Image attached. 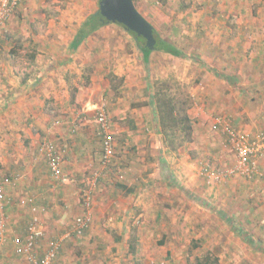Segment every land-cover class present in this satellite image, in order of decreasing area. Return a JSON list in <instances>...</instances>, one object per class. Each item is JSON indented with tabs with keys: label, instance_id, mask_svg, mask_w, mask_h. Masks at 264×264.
<instances>
[{
	"label": "rangeland",
	"instance_id": "1",
	"mask_svg": "<svg viewBox=\"0 0 264 264\" xmlns=\"http://www.w3.org/2000/svg\"><path fill=\"white\" fill-rule=\"evenodd\" d=\"M240 1L133 0L157 37L176 46L185 57L152 51L145 64L137 46L128 44V35L132 40L133 36L112 23L101 26L73 52L87 63L77 64L80 74L69 78L68 107L57 104V108L46 110L51 114L47 120L53 135L48 136L47 130L39 133L35 149L40 153L33 160L44 164L42 144L48 141L63 151L68 170L62 168L63 177L49 184L55 186L49 198L62 215L52 227L43 219L48 210L35 208L47 238L70 231L77 216L89 213L90 223L81 236L62 242L54 264H203L207 254L220 259L213 251L218 240L211 239L212 231L207 228L209 224L219 228L214 219L222 220L220 214H224L230 218L229 225H234L230 216L236 219L241 210L253 215L260 209L258 213L263 214L264 203L256 205L247 187L240 191V197L238 193L234 197L225 194L235 180L253 181L225 176L209 185L200 172L202 166L221 171L234 162L216 124L219 117L246 132L264 129V115L260 125H252L260 108L257 92L264 75V0ZM98 3L23 0L0 33V89L7 82H24L33 70L39 71L38 63L52 59L55 48H64L79 25L97 12ZM209 3L212 5L207 8ZM128 63L138 69L135 75L128 76ZM110 76L115 77L111 83ZM75 83L79 85L80 105L74 102ZM156 86L186 108L192 121L191 140L175 151L166 148L159 133ZM2 94L0 90V102ZM101 105L111 120L115 140V154L107 165L100 161L95 121ZM42 123L46 127V122ZM80 135L87 136L85 150L74 146ZM75 153L78 157L72 161ZM259 165L264 170V161ZM121 187L131 192L124 193ZM227 199H232L233 208ZM8 219H4L8 237L0 247L2 254L10 253L7 241L16 232L5 225ZM244 226L240 223L238 230L226 229L233 238L229 246L253 258V226ZM133 237L135 254L128 248ZM244 245L251 253H243ZM219 255L221 264H250L238 261L236 254ZM230 256L234 257L232 262Z\"/></svg>",
	"mask_w": 264,
	"mask_h": 264
},
{
	"label": "crops",
	"instance_id": "2",
	"mask_svg": "<svg viewBox=\"0 0 264 264\" xmlns=\"http://www.w3.org/2000/svg\"><path fill=\"white\" fill-rule=\"evenodd\" d=\"M241 2L242 0L240 3ZM211 5V3L207 4V8H210ZM233 5H235L234 2ZM207 8L205 7V9ZM221 9H224V7L221 6ZM75 33L72 35L69 43L62 45L64 48H55L54 52L57 53L52 55V59L42 63V65L41 62H39L38 67L41 69L39 71L33 70L32 74L28 75L26 81L7 82V85L1 86L0 89L4 94L3 100L0 102V171L3 174L0 177V184L3 186L4 192L9 194L12 198L8 199L11 204L7 205L5 208V219L9 217L7 223L5 222V225H8L9 228H15L16 232L18 234L20 233V235H23L25 225L30 219L31 207H45L48 210L47 214L49 215L47 218L43 216V219H46L45 222H48L50 224L49 226L52 227L55 226V219H57L56 221L59 222L60 215H62L61 211H59L54 206L55 203L49 198L50 190L55 187L49 186V184L55 183L56 180L49 172L42 150L41 152L44 164H41V162H38V164L33 163V160H37L38 153H40L38 149H35L36 142L39 140V133L42 134L47 130L48 132H46V134L48 136L53 135L52 127H50L51 125L47 120L51 114L46 112V110L57 108V104H60L61 107H68V101L70 98L68 91L69 86H71L69 78H71L73 74H80V69L76 68L77 64L80 66L87 63L84 59L80 58V55L73 53L74 51H72V48L70 47ZM129 43L133 46L135 44V40L134 38L132 40L128 35V44ZM63 50L64 52H62ZM129 54L130 51L128 52V55ZM137 70L138 69L132 67V65L128 63V76L135 75ZM262 81V85H259L261 88L257 92L260 108L257 109L258 113L256 114V118L253 120L252 125H260L262 123L261 117L264 115V75ZM74 86L77 89L74 102L77 105H80L81 98H79V85L75 83ZM86 89L87 92L90 93V88ZM57 92L61 93V95H57ZM23 93L27 94L22 96ZM42 122H46V127ZM70 131H72L71 127ZM21 132H23V134ZM24 137L26 138V141L23 139ZM85 137L87 136H79L78 141L74 143L76 149L79 147V149L85 150ZM25 142L26 144L27 142L30 144L26 146ZM99 145L101 146L100 141ZM32 148L33 150H31ZM65 152L68 153V148H65ZM61 154H63V171H67V159L64 157L63 151ZM76 157H78V153L72 155V161H75ZM20 173H22V175H20ZM251 181H253V183H241L239 180H235L233 183L228 185L230 191H226L225 194H229L232 197L239 194L240 197V191L242 192L244 188L247 187V189L252 191V196H255L257 202L256 205H258L260 202L264 203V181L257 179ZM122 188H124L123 192H127L128 194L130 189L121 187V190ZM45 190L46 192L43 195L42 191ZM58 193L60 194V191ZM227 201L231 203V207L233 208L232 199H227ZM262 208L263 214H259L261 212L260 209L258 210L259 213L255 211L257 214L253 215H249L247 212L244 213V211L241 210L236 219L230 216L232 220L231 222H236L234 225H229L230 222L227 219L230 218L228 216L220 214V218L222 220L214 219V225H217L219 222V228L211 227L210 224L207 226V228L212 231L210 233L211 239L218 240L214 242L216 248L213 249L214 253L217 254L216 256L220 258L217 260V264H221L222 262V256L219 254L229 255L231 253L236 254L237 259L240 262L245 261L250 264H264V207ZM211 220H213V218ZM217 220L218 222H216ZM224 222H226L228 225H224ZM240 223L242 225L244 224V227H247L248 229H250V225L253 226L252 233L253 238L255 239H253L255 244L251 243L254 246V250L251 251L254 255L253 258L246 257L245 255L243 256L240 254V252H238L239 250L229 246L230 241L233 238L226 229L230 228L232 230H238L237 226ZM22 224L23 226L21 227ZM42 224L44 223L42 222ZM4 232V237L7 238L8 236L5 228ZM53 232L54 230L51 234H53ZM205 239H207V237ZM7 242L11 245L9 240ZM4 244H6V241ZM4 244L0 245V247ZM41 244L40 251L42 250L45 243L43 242ZM218 247L221 248L220 252L217 250ZM241 247L244 249V254L251 253L245 250V245L244 247ZM12 250L13 247L11 245L10 253L6 252L5 254H2V252H0V264H27L24 257L16 256L13 254ZM233 258L234 257L230 256L229 262H232Z\"/></svg>",
	"mask_w": 264,
	"mask_h": 264
},
{
	"label": "built area",
	"instance_id": "3",
	"mask_svg": "<svg viewBox=\"0 0 264 264\" xmlns=\"http://www.w3.org/2000/svg\"><path fill=\"white\" fill-rule=\"evenodd\" d=\"M23 0H0V33L11 14L19 8ZM97 124V135L101 141V163L107 165L115 154V140L112 132V125L103 105L95 112ZM216 124L220 126L224 136V147L231 149L234 155L233 164L221 171H215L210 167L202 166L201 176L209 185L218 183L221 177L239 176L249 181L257 179L264 180V170L260 167V161H264V129L251 133L236 127L230 120L219 117ZM44 158L51 176L58 180L62 178L63 156L51 142L42 144ZM97 176L94 177V182ZM5 197L3 186L0 184V245L5 243L4 219L5 208L9 205ZM89 197L86 198L85 206H89ZM37 209L32 207L31 216L25 225L23 235H12L9 241L13 247V254L24 257L27 264H54L57 255L62 248V242L73 236H81L82 232L89 226V213L74 218L71 230L60 237H46L43 230ZM45 243L42 250L41 243Z\"/></svg>",
	"mask_w": 264,
	"mask_h": 264
},
{
	"label": "trees",
	"instance_id": "4",
	"mask_svg": "<svg viewBox=\"0 0 264 264\" xmlns=\"http://www.w3.org/2000/svg\"><path fill=\"white\" fill-rule=\"evenodd\" d=\"M107 24L103 18L96 13L89 15L83 23H81L73 37L70 47L72 51H75L80 44L95 31H97L101 26ZM123 29L124 27L120 24ZM127 31V30H126ZM130 33L134 40L135 45L140 51L143 61L145 64L148 63L149 55L152 51L145 47V41L141 37H137L134 33ZM153 35L155 38V45L153 51L163 52L174 57H185V55L176 46L171 45L163 40H161L155 34L153 30ZM115 77L110 76V83ZM154 100H155V110L158 117V129L161 134L162 143L166 146L168 150H176L183 142L189 141L190 136L193 131L192 121L186 114V108L180 107V105L175 101L172 95H169L165 89L155 87ZM183 105V103H180ZM111 161V160H110ZM129 191L128 193H130ZM131 254L136 253V238L133 237L128 245ZM205 262L203 264H217V259L211 257V255H206L203 259Z\"/></svg>",
	"mask_w": 264,
	"mask_h": 264
},
{
	"label": "water",
	"instance_id": "5",
	"mask_svg": "<svg viewBox=\"0 0 264 264\" xmlns=\"http://www.w3.org/2000/svg\"><path fill=\"white\" fill-rule=\"evenodd\" d=\"M96 14L106 23L120 24L145 41V47L153 51L155 38L152 25L137 11L133 0H99Z\"/></svg>",
	"mask_w": 264,
	"mask_h": 264
}]
</instances>
